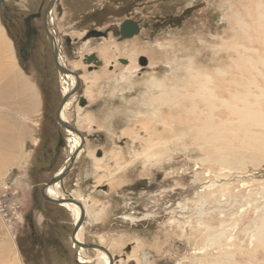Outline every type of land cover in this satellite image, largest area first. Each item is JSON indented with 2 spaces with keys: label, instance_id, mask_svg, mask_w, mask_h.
<instances>
[{
  "label": "rangeland",
  "instance_id": "rangeland-1",
  "mask_svg": "<svg viewBox=\"0 0 264 264\" xmlns=\"http://www.w3.org/2000/svg\"><path fill=\"white\" fill-rule=\"evenodd\" d=\"M40 1L34 0L35 7L31 0H0V86L13 61L9 73L22 71L31 86L24 85L32 89L30 97L0 94V120L9 122L0 133V155H15L11 168L4 165L9 174L0 184V264H78L69 241L71 211L41 196L70 157L69 133L55 116L70 84L54 65L41 21L30 20L45 10L47 0ZM125 20L141 30L118 41L114 32ZM159 20L181 22L164 31L154 29ZM50 28L64 66L80 77L63 114L83 136L86 150L63 187L76 192L88 211L82 243L107 248L114 264H264V249L253 240L254 224L264 219V175L255 178L264 174V159L237 149L247 160L243 165L214 162L234 156L214 150L218 142L241 147L239 140L261 132L245 127L231 111L248 104L264 112V0H56ZM92 30L106 36L84 42ZM136 51L131 60L128 53ZM90 55L97 64H84ZM237 56L254 63H229ZM177 62L191 65L199 78L210 76L207 86L228 107L213 100L209 111L207 100L193 97L202 81L173 69ZM151 82L159 86L150 88ZM238 92L249 97L235 102ZM27 100L34 108L24 112ZM208 125L221 135L216 144L206 138L209 132L196 133ZM14 140L17 152L4 153ZM245 140V146L264 147V140L257 145ZM222 178L232 186L228 191L209 186ZM48 240L59 246L48 249ZM83 252L88 264L96 263L95 251Z\"/></svg>",
  "mask_w": 264,
  "mask_h": 264
},
{
  "label": "bare ground",
  "instance_id": "bare-ground-1",
  "mask_svg": "<svg viewBox=\"0 0 264 264\" xmlns=\"http://www.w3.org/2000/svg\"><path fill=\"white\" fill-rule=\"evenodd\" d=\"M52 12V11H51ZM50 16H51V13H50ZM49 25H50V17H49ZM54 32H53V30H50V34L52 35L51 37H53L52 38V44H53V48H54V50H56V51H58V53H59V56H58V63H59V65L62 67V68H66L65 66H64V62H63V59L61 58V56H60V44L56 41L57 39H55L54 38V34H53ZM125 40V39H124ZM93 41V40H92ZM87 42V41H86ZM1 45H4V46H6L7 47V49L10 51V42H8V41H6V40H3V42L1 43ZM235 47V49H232V50H235L234 52H236V50L237 49H239L237 46H234ZM108 48H103L102 49V51H101V53L104 55V53H105V51H107V53H108ZM117 51H119L120 52V50L119 49H116ZM123 51H125V50H123ZM128 51V50H127ZM126 51V52H127ZM139 52V51H138ZM138 52L136 51V54H135V56H133L132 54H130V53H128V57L131 59V60H133V57H134V59L136 58V56L138 55ZM107 53L105 54V55H107ZM105 58H107L106 56H105ZM243 60V58L242 57H239V56H237V58L236 59H229L228 58V61H229V63H232V64H236V65H238V66H240L239 65V63H240V61H242ZM260 60V59H259ZM244 62H246V64H251L252 62L254 63V61H252V59H251V61H250V59H247V60H243ZM242 61V62H243ZM190 62V61H189ZM260 62V61H259ZM15 62H11V66H9V67H5V69L3 70V76H4V83L2 84V86H0V94H2V93H4V94H6V96L8 97V98H10L11 96H17V95H21V96H23V97H30V94H31V91H32V89L29 87V86H27V85H24V84H28V85H30V83L28 82V80H26V78L25 77H22V71L20 72V71H16V73H17V76H14V75H12L11 73H9V71H10V68L12 67L13 69L16 67V65L14 64ZM252 63V64H253ZM262 63V62H261ZM243 64V63H242ZM242 64H241V66H242ZM245 64V65H246ZM90 65H91V63H90ZM191 66V65H190ZM189 66V68H186V65H182V63H175V66H173L172 68L173 69H176V70H178V71H182V72H185V73H187V77H188V79L189 80H192V81H195V80H197V81H202L201 82V84L200 85H197L196 84V86H195V88H196V95L195 96H193V97H195V98H202V99H205V100H207V105H208V108H209V111H211L213 108V100H216V102L218 103V105H219V107H222V108H227L228 106H226L227 105V103H228V101L226 102V100H224V98L223 97H221V95H215V92L213 91V89H209L210 87H211V85L208 87L207 85L208 84H210V82H211V77L210 76H201L200 78H199V76L197 77L196 75H194V73L192 74L191 72V67ZM252 66V65H251ZM230 67V66H229ZM215 69V68H214ZM257 69V68H256ZM255 70V69H254ZM253 70V71H254ZM260 70H261V68H260ZM263 70V69H262ZM70 71V70H69ZM194 71V70H193ZM197 71V70H196ZM259 71V70H258ZM70 72H73V73H75V74H77L75 71H70ZM198 72V71H197ZM196 73V72H195ZM200 73V72H199ZM217 73V75H219V76H223V73L222 72H216ZM200 75H201V73H200ZM62 76L64 77V78H66L67 80H69V86H68V89L66 90V91H64V96L65 95H67V94H69L70 92H71V90L75 87V79H74V77L73 76H70V75H65V74H62ZM77 76H78V81H79V75L77 74ZM203 77V79H201ZM188 80V81H189ZM185 81V80H184ZM213 81V80H212ZM223 81V80H222ZM190 82V81H189ZM193 83V82H192ZM197 83V82H196ZM31 86V85H30ZM149 86H150V88H151V86L152 87H157V86H159V84H158V82H151L150 84H149ZM212 88V87H211ZM245 89V88H244ZM172 90V89H171ZM247 90V89H246ZM173 91V90H172ZM195 91V90H194ZM248 91V90H247ZM247 94H244V95H242L241 93H237V94H234L235 95V97H236V99H234L233 98V100H235V102H240V103H242V98L244 99L246 96H248V92H246ZM171 95V94H170ZM229 95H232V94H229ZM75 96V94L74 95H70L69 96V98L67 99V101H66V103H65V105H64V107H63V109H62V111H61V113H60V119L62 120V121H64V122H67V120H66V118L64 117V114H63V111H64V109H65V106L71 101V99L73 98ZM181 96V95H180ZM250 96H253V94H251ZM161 97H163V95L161 94ZM169 97V95L168 94H166V98H168ZM232 97H234L233 95L231 96V98ZM241 97V98H240ZM249 97V96H248ZM165 98V99H166ZM229 98V97H228ZM231 98H229V100L231 99ZM164 99V100H165ZM203 101V100H202ZM231 101V100H230ZM230 101H229V103H230ZM245 101L243 100V103H244ZM234 103V102H233ZM231 104V103H230ZM247 105V106H246ZM246 105H244V106H246L245 107V109L244 110H238V109H232V111L231 112H233V113H236V115H240L241 116V122L243 123V125H245V127L247 126L248 127V125L249 126H251V127H259L260 129V133L258 134V133H254V134H251V135H249V136H247L246 135V140L249 142V143H253V144H255V145H257V144H261L262 142V140H264V136L263 135H261V133L262 132H264V112H258V111H251L250 110V108L249 107H252L251 105H248V104H246ZM67 107H68V105H67ZM33 108H34V103H32V102H30V101H25L24 102V107H23V111L24 112H28V111H31V110H33ZM235 108V107H234ZM66 110V109H65ZM228 110H229V108H228ZM66 112V111H65ZM189 114H193V112L190 110L189 111ZM1 119V118H0ZM239 120V119H238ZM9 122H6L4 119L3 120H0V133H2V130L4 129V127L8 124ZM68 123V122H67ZM229 125V124H228ZM233 125V124H232ZM240 127H241V125H240ZM239 127V128H240ZM66 130V129H65ZM212 130H214V126L213 125H208V126H206V127H203V128H201V129H198V132H196L197 133V135H201V133H199V132H209L210 133V135L208 136V137H206V138H208V140H210V141H212L213 143H215L216 144V142H218V140L220 139V136L221 135H213L212 133H211V131ZM215 130H217V129H215ZM218 130H223V127L222 128H218ZM79 131V130H78ZM66 132H68L69 133V136H68V141L70 140V151H69V154L71 155V154H76V157H75V160H74V165L79 161V159H80V156L85 152V150H86V145H84V147L83 148H80L79 146H80V139L77 137V136H75L72 132H70V131H68V130H66ZM65 132V133H66ZM218 132V131H217ZM230 134V133H229ZM234 134V133H233ZM250 134V133H249ZM205 139V138H204ZM201 140H203L202 138H201ZM245 140V139H244ZM244 140H242V141H240L239 140V144H241L240 146L241 147H237V146H232V144H230V142L228 141V142H226L225 143V145H223V141H220V142H218V144H217V146L215 145V149L214 150H216L217 152H219V153H223V152H231V153H233L232 155H234L233 156V158L232 159H230V158H228L227 156H225V157H219V159H217V160H215L214 162L215 163H218V162H222V163H224V164H226L227 162L228 163H230V162H234V163H240V165H243L247 160L245 159V158H243V157H239L238 155V152H236L235 150H237L238 149V151L240 152V151H251V152H254V153H256L257 154V152H258V155L259 156H261L263 159H264V147L263 148H260V149H257L256 148V146H245V143H244ZM245 140V141H246ZM203 143H204V141H203ZM17 145H16V141L14 140L13 142H12V144L11 145H5L4 146V148H3V151H4V153L7 151V150H10V151H15V153L17 152V147H16ZM210 147V146H209ZM213 152V151H212ZM215 152V151H214ZM13 153V152H12ZM248 154H250V153H248ZM224 156V155H223ZM253 156V155H252ZM14 157H15V155L14 156H4V154H1L0 155V184H2L1 182L3 181V179H4V177H5V173H6V171L7 170H5V172H4V165H9V164H14L15 162H12L13 160H14ZM69 158V157H68ZM255 159H258V158H256V156H255ZM255 159H252V160H249V163L250 164H254V165H256L255 164V162L257 161V160H255ZM93 163V162H92ZM248 163V162H247ZM10 166V168L12 167L11 165H9ZM224 166V165H223ZM246 167V166H245ZM255 167V166H254ZM63 169V167L62 168H60L59 169V171L55 174V175H57L61 170ZM244 170V169H243ZM7 174H9V172L7 171ZM251 174H253V175H251L252 177H254V174L256 175V173H251ZM258 174V173H257ZM196 175H198V174H196ZM263 175L264 174H258V176H255V178L256 177H263ZM65 179V178H64ZM64 179H63V181L60 183V182H57L56 184H54V185H52V186H49L47 189H46V196L47 197H49L50 199H52V200H59V199H61V200H66L67 198H64L65 196H67V197H69V198H71V199H74L76 202H79L81 205H82V207H83V210H84V222H83V224L87 221V218H88V211H87V209H86V207L84 206V204L82 203V202H80V199L78 198V199H76L75 197L76 196H74V194L73 193H75V195H76V192H74V191H66L65 189H64V187H63V185H64ZM193 179H194V177H193ZM234 180V179H233ZM80 181V180H79ZM226 181H229V180H227L226 178H222V179H217V180H215V181H212L211 183H209L210 185L209 186H212V185H215V184H219V185H221V186H223L222 188H224L225 190H229L232 186H230L228 183H225ZM239 181V180H238ZM4 183V182H3ZM92 185V184H91ZM90 186V185H89ZM206 186H207V184H206ZM93 189V188H92ZM91 190V189H90ZM216 192H217V190H216ZM263 192H264V190H263ZM87 193V192H86ZM243 193V192H242ZM262 193V192H261ZM264 194V193H263ZM85 196V195H84ZM234 199H236V198H234ZM264 200V199H263ZM237 202V201H236ZM232 203V202H231ZM231 203L229 204V205H231ZM62 206H65V207H67V209L68 210H70L71 211V214H72V217H73V219H74V223H76L77 222V220H78V218H79V215H80V210H79V208L77 207V206H75V205H73V204H70V203H63V204H61ZM219 205L221 206L222 204L221 203H219ZM236 205V204H235ZM262 210H264V208H262ZM73 223V224H74ZM83 224L80 226V228L78 229V232L76 233V235H75V239H76V241L77 242H79V243H82L83 241H81V230H82V226H83ZM84 229V228H83ZM253 229H254V235H253V240H254V244H255V247H258V248H261V249H264V219L259 223V224H254V226H253ZM249 232H250V230H249ZM9 234H11L10 232H8ZM251 234V233H250ZM11 236V235H10ZM220 239V238H219ZM209 240V239H208ZM71 241V240H70ZM253 244V245H254ZM100 246V245H99ZM2 247H3V245H2ZM71 247L75 250V252L77 253V255H76V261H77V263H79V264H88V263H91V261H88L87 259H85V257H83L82 256V254L81 253H84L83 251H85L84 249H82V248H78V247H76L74 244H72L71 243ZM254 247V246H253ZM252 247V248H253ZM211 248V247H210ZM107 251H108V249L107 248H105ZM203 250V249H202ZM254 250H255V248H254ZM258 250V249H257ZM88 251V250H87ZM91 251V250H90ZM92 251H95L96 252V257H95V261H94V263L95 264H109V259H108V257L105 255V254H103L101 251H98V250H92ZM204 251V250H203ZM111 256H112V258H113V255L111 254ZM216 264H220V263H217V262H215ZM114 264V263H113Z\"/></svg>",
  "mask_w": 264,
  "mask_h": 264
},
{
  "label": "water",
  "instance_id": "water-1",
  "mask_svg": "<svg viewBox=\"0 0 264 264\" xmlns=\"http://www.w3.org/2000/svg\"><path fill=\"white\" fill-rule=\"evenodd\" d=\"M54 2H55V0H50L48 5H47L46 11H45V16H44V18H45V22H44L45 32H46L47 38H48V40L50 42V47L52 49V57H53V60H54V63H55V66H56L58 72H60L61 74L73 76L74 79H75V87L71 90V92L69 94L63 96V98H62V100H61V102H60V104L58 106V109L56 111V122H57V124L60 127L72 132L75 136H77L80 139V146L79 147L83 148L84 147V138L80 134V132L74 126H72L69 123L64 122V121H62L60 119V113H61V111H62L67 99L69 98L70 95H74L77 92V89L79 87V81H78L77 74L72 73V72L62 68L59 65V63H58V53L53 48L52 37H51V34H50V32L48 30V27L46 25V17L48 16L50 10L52 9V7L54 5ZM137 33H138V26L135 23H133L131 21H124L119 26L120 38L118 39V41H122L124 39H129V38L135 36ZM100 36H102V33H97L95 31H93V32L89 33L86 36L85 39H88V38H91V37H100ZM66 42H67V44L69 43L68 40ZM90 63H94V64L98 63L96 61V57L94 55L85 56L84 64L88 65ZM96 156H100V153H97ZM75 157H76L75 153L70 155V157L67 159L63 169L57 175H54L53 178L48 183H46L43 186V189L41 191V196H42V198L45 201L53 203L55 205H61L63 203H70V204H73V205L77 206L79 208V210H80V215H79V218H78L77 222L74 224L73 231H72V234H71V242H72V244H74L78 248H82L84 250H98V251H101L103 254H105L108 257L109 264H113L115 259L112 258L111 254L104 247L99 246L97 244H91V243L84 244V243H79V242L76 241L75 235L78 232V229L80 228V226L84 222V210H83L82 205L79 202H76L74 199H71L69 197L66 200H61V199L52 200V199H50L49 197L46 196V189L49 186H52V185L56 184L57 182L61 183L63 181V179L68 175V173L70 172V170L74 166Z\"/></svg>",
  "mask_w": 264,
  "mask_h": 264
},
{
  "label": "flooded vegetation",
  "instance_id": "flooded-vegetation-1",
  "mask_svg": "<svg viewBox=\"0 0 264 264\" xmlns=\"http://www.w3.org/2000/svg\"><path fill=\"white\" fill-rule=\"evenodd\" d=\"M44 0H42V1H40L39 3H40V5H41V3L43 2ZM49 1L50 0H47V1H45L46 3L48 2L49 3ZM31 2H33L34 3V5H32V6H35L36 7V3L34 2V0H31ZM55 2H56V0H55ZM54 2V3H55ZM48 3H47V5H48ZM46 5V4H45ZM47 5H46V7H45V10L43 11V13L40 15V14H32L31 16H29L30 17V20H40L41 21V27H42V30H43V32H44V34L46 35V32H45V28H44V22H45V18H44V16H45V11H46V8H47ZM54 6V5H53ZM53 8V7H52ZM51 11H52V9L50 10V12H49V14H48V16L46 17V25H47V27H48V30H49V32H50V30H52L51 28H50V25H49V17H50V13H51ZM27 21V20H26ZM125 21H131V20H125ZM131 22H133V23H135L137 26H138V33L136 34V35H138L139 34V32H140V27H139V25L136 23V22H134V21H131ZM175 22V23H174ZM180 22H181V20H173V23L174 24H171V20H165V22L164 21H156L155 23H154V29H158V30H166L165 28H169V25H171V26H178V25H180ZM27 28H28V26H27ZM142 28H145V29H147L148 28V26H146V25H143V27ZM29 29V28H28ZM93 31H95V30H92V31H89L85 36H84V38H83V41L84 42H86V40L88 41L89 39L91 40V38H99V37H91V38H88V39H85L86 38V36L89 34V33H91V32H93ZM95 32H97V33H101V32H98V31H95ZM54 34V33H53ZM114 34H115V36H116V38H117V40L120 38V34H119V28H118V30L117 31H115L114 32ZM135 35V36H136ZM52 36V35H51ZM103 36H106V33H102V36H100V37H103ZM134 37V36H133ZM46 38H47V35H46ZM53 38V37H52ZM132 38V37H131ZM130 39V38H129ZM47 40H48V38H47ZM69 41V43L67 44V42L66 41ZM49 41V40H48ZM50 43V42H49ZM71 43H72V41H70V39L69 38H67V39H65V46H66V48L68 49V51L71 49L70 48V46H71ZM70 52H71V50H70ZM25 53H27L26 52V50H22L21 52H20V57L21 58H23L24 57V55H25ZM57 53H58V51H57ZM51 56H52V49H51ZM58 56H59V53H58ZM53 58V57H52ZM53 62H54V60H53ZM54 65H55V63H54ZM56 67V66H55ZM57 69V68H56ZM64 69H66V68H64ZM66 70H68V69H66ZM69 71V70H68ZM60 73V72H59ZM73 73V72H72ZM62 100V99H61ZM59 106V105H58ZM58 109V108H57ZM57 111V110H56ZM55 116H56V113H55ZM50 203V202H49ZM53 204V203H52ZM55 205V204H54ZM31 217V216H30ZM30 217H29V219H30ZM49 218H51V217H49ZM32 219V218H31ZM73 231V230H72ZM72 231L70 232V236H69V241L71 240V234H72ZM42 236L44 235L43 233L41 234ZM35 236V235H34ZM36 237V236H35ZM37 239H38V237H36ZM72 242L70 241V244H71ZM47 244V248L48 249H51V247H58L59 246V241L58 240H56L55 242H54V240H48V242L46 243ZM77 247V246H76ZM72 248V247H71ZM73 249V248H72ZM74 250V249H73ZM74 252H75V250H74ZM77 255V253L75 252V256ZM47 256H48V258L50 259V254H47ZM75 262H77L76 261V257H75ZM79 264V263H78Z\"/></svg>",
  "mask_w": 264,
  "mask_h": 264
}]
</instances>
